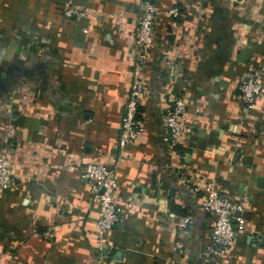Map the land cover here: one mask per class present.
I'll return each instance as SVG.
<instances>
[{"label":"crops","instance_id":"0c3cea01","mask_svg":"<svg viewBox=\"0 0 264 264\" xmlns=\"http://www.w3.org/2000/svg\"><path fill=\"white\" fill-rule=\"evenodd\" d=\"M46 1L0 0V152L13 149L20 178L0 194V264H222L203 257L212 216L193 191L202 179L248 196L231 264H264V98L243 118L237 90L261 73L264 0H153L180 16L156 20L143 132L123 155L141 0H53L79 6L75 22ZM170 94L188 100L174 149L162 125ZM86 163L117 174L120 221L101 245Z\"/></svg>","mask_w":264,"mask_h":264},{"label":"built area","instance_id":"2783aa9c","mask_svg":"<svg viewBox=\"0 0 264 264\" xmlns=\"http://www.w3.org/2000/svg\"><path fill=\"white\" fill-rule=\"evenodd\" d=\"M241 2L242 0H235ZM80 7L66 1L57 3L46 1L45 11L48 14L61 15L67 21H76ZM141 16L134 24V49L132 81L124 105L117 151L123 155L129 147L140 138L143 127L138 119L140 99L146 91L144 75L148 67L150 54L155 46V25L161 14L167 19H177L180 16L178 8L158 12L153 0H141ZM264 60L261 73L257 77H242L238 82V100L243 118H247L255 108L256 102L264 98L263 93ZM167 107L162 115V125L165 131V141L171 148L181 144V138L189 128L186 125L188 100L184 96H167ZM11 147H5L0 152V194L9 191L20 178L10 168ZM82 178L90 188L89 206L97 215L96 233L99 245L104 236L120 221L117 200L116 170L96 163H86L82 167ZM187 184L188 180L182 178ZM193 191L199 195L200 207L204 213L212 216L210 241L203 252L205 261L219 260L222 264H231L230 250L235 242L247 232L244 214L248 209L249 198L246 194H228L219 190L212 179H202L193 184ZM190 225L188 218L181 219L180 229ZM33 264V263H24Z\"/></svg>","mask_w":264,"mask_h":264}]
</instances>
